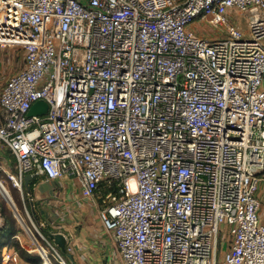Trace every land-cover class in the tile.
<instances>
[{
	"label": "built area",
	"instance_id": "2783aa9c",
	"mask_svg": "<svg viewBox=\"0 0 264 264\" xmlns=\"http://www.w3.org/2000/svg\"><path fill=\"white\" fill-rule=\"evenodd\" d=\"M0 48L24 53L0 91L14 187L106 185L122 264H213L222 232L224 264H264V0H0ZM38 101L46 115L28 116ZM40 230L41 264H66Z\"/></svg>",
	"mask_w": 264,
	"mask_h": 264
},
{
	"label": "crops",
	"instance_id": "0c3cea01",
	"mask_svg": "<svg viewBox=\"0 0 264 264\" xmlns=\"http://www.w3.org/2000/svg\"><path fill=\"white\" fill-rule=\"evenodd\" d=\"M229 18L233 25L245 33L248 31L244 15L233 10L229 13ZM189 29L209 39L224 35V31H214L199 20L193 22ZM1 151L4 158L0 159V168L5 169V172H8L6 167L9 169L12 167L15 170V157L9 151ZM44 182H49V186L40 190L38 186ZM108 191V187L102 185L93 198L85 199L82 197L81 183L72 177L65 176L53 181L40 178L35 181L32 193L27 195L30 196L31 201H35L31 211L37 223L45 224L43 231H46V234L47 232L63 234L67 238V248H71V254L74 252V256H80L90 253L95 259L97 258L99 264H122L116 241L113 235L104 229L99 215L105 207L104 200ZM2 230L0 232V264L42 263L36 246L31 241V236L24 228ZM4 250L10 254L9 263L1 259V253ZM224 254L223 251L219 252L218 245L213 264H224Z\"/></svg>",
	"mask_w": 264,
	"mask_h": 264
},
{
	"label": "rangeland",
	"instance_id": "374dc122",
	"mask_svg": "<svg viewBox=\"0 0 264 264\" xmlns=\"http://www.w3.org/2000/svg\"><path fill=\"white\" fill-rule=\"evenodd\" d=\"M23 55L24 53L22 50L15 48H0V91L8 78L23 67ZM2 158H4V154L0 150V159ZM6 168L9 173H13L12 171H14V168ZM4 170L5 169L0 168V181L3 182L10 195L5 196L0 192V207L3 219L2 231L12 229L20 230L24 228L29 236H31L32 233L37 235V229L40 230V228L31 211V207L35 204V201H31L30 196L27 195L28 192L25 187H23L22 190H18L14 187ZM34 209L37 211L36 208ZM260 215L264 221V200ZM40 232L44 236H47L46 231L44 232L43 230H40ZM229 244L230 236L227 233L222 232L219 237V252L223 251L224 254ZM68 254L73 255L72 259H70L67 255L63 254L66 264H72V260L74 261V264H99L97 258L95 259L94 255L90 253L80 255L81 257L77 255L74 256V252Z\"/></svg>",
	"mask_w": 264,
	"mask_h": 264
},
{
	"label": "water",
	"instance_id": "95a60500",
	"mask_svg": "<svg viewBox=\"0 0 264 264\" xmlns=\"http://www.w3.org/2000/svg\"><path fill=\"white\" fill-rule=\"evenodd\" d=\"M48 104L45 101H38L36 102L30 111L28 112V116H43L46 115L48 111ZM35 183V179L31 175H27L24 178V187L28 194H31L33 191V185ZM49 186V182H44L39 184V189L43 190V188H47ZM48 238L53 241V243L61 250L64 255H67L68 258L72 259V255L67 253V238L61 233H49L47 232ZM72 264L74 261L72 260Z\"/></svg>",
	"mask_w": 264,
	"mask_h": 264
},
{
	"label": "trees",
	"instance_id": "16d2710c",
	"mask_svg": "<svg viewBox=\"0 0 264 264\" xmlns=\"http://www.w3.org/2000/svg\"><path fill=\"white\" fill-rule=\"evenodd\" d=\"M14 171H16V167H15V170Z\"/></svg>",
	"mask_w": 264,
	"mask_h": 264
}]
</instances>
